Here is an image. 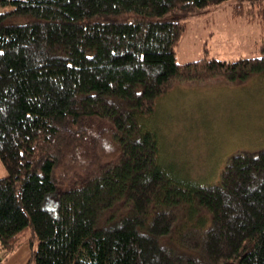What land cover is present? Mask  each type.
I'll use <instances>...</instances> for the list:
<instances>
[{
	"label": "trees",
	"instance_id": "1",
	"mask_svg": "<svg viewBox=\"0 0 264 264\" xmlns=\"http://www.w3.org/2000/svg\"><path fill=\"white\" fill-rule=\"evenodd\" d=\"M225 1L0 0V264L25 241L23 264H264V149L177 183L138 123L176 82L264 78V0L233 4L258 55L176 62L185 19Z\"/></svg>",
	"mask_w": 264,
	"mask_h": 264
},
{
	"label": "rangeland",
	"instance_id": "2",
	"mask_svg": "<svg viewBox=\"0 0 264 264\" xmlns=\"http://www.w3.org/2000/svg\"><path fill=\"white\" fill-rule=\"evenodd\" d=\"M234 2L205 7L185 19L174 48L177 63L202 56L229 61L258 55L259 16L253 10L235 14ZM138 123L153 135L156 160L168 180L218 184L220 172L233 155L264 149V78L252 74L240 83L222 76L176 82L155 98L151 112L139 116ZM5 174L0 163V177ZM188 209L183 219L186 225L208 220L204 210ZM29 248L25 241L1 264H23ZM21 253L24 259H18Z\"/></svg>",
	"mask_w": 264,
	"mask_h": 264
},
{
	"label": "crops",
	"instance_id": "3",
	"mask_svg": "<svg viewBox=\"0 0 264 264\" xmlns=\"http://www.w3.org/2000/svg\"><path fill=\"white\" fill-rule=\"evenodd\" d=\"M25 257H26V252H25ZM27 257H28V253H27ZM27 257H26V259H27ZM24 259V256H23V254L21 253V255H20V257L18 258V259ZM24 261V260H23Z\"/></svg>",
	"mask_w": 264,
	"mask_h": 264
}]
</instances>
